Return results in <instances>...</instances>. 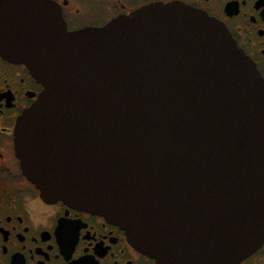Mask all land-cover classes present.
I'll list each match as a JSON object with an SVG mask.
<instances>
[{
  "label": "water",
  "instance_id": "95a60500",
  "mask_svg": "<svg viewBox=\"0 0 264 264\" xmlns=\"http://www.w3.org/2000/svg\"><path fill=\"white\" fill-rule=\"evenodd\" d=\"M0 44L43 89L16 154L47 202L99 213L158 264H235L264 241V77L202 10L155 3L69 31L0 0Z\"/></svg>",
  "mask_w": 264,
  "mask_h": 264
},
{
  "label": "flooded vegetation",
  "instance_id": "af4514ba",
  "mask_svg": "<svg viewBox=\"0 0 264 264\" xmlns=\"http://www.w3.org/2000/svg\"><path fill=\"white\" fill-rule=\"evenodd\" d=\"M70 31L101 27L155 3H177L218 19L264 77V0H49ZM43 89L0 44V264H158L106 216L47 202L25 176L15 148L20 115ZM235 264H264V241Z\"/></svg>",
  "mask_w": 264,
  "mask_h": 264
}]
</instances>
